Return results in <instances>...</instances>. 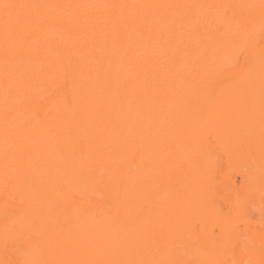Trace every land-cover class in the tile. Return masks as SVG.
Listing matches in <instances>:
<instances>
[{
    "label": "bare ground",
    "instance_id": "bare-ground-1",
    "mask_svg": "<svg viewBox=\"0 0 264 264\" xmlns=\"http://www.w3.org/2000/svg\"><path fill=\"white\" fill-rule=\"evenodd\" d=\"M4 3L0 264H264L261 0Z\"/></svg>",
    "mask_w": 264,
    "mask_h": 264
},
{
    "label": "snow or ice",
    "instance_id": "snow-or-ice-1",
    "mask_svg": "<svg viewBox=\"0 0 264 264\" xmlns=\"http://www.w3.org/2000/svg\"><path fill=\"white\" fill-rule=\"evenodd\" d=\"M0 7L4 10V31H5V42L7 44L10 31H11V22H12V15L10 13L11 9H15L18 7H21L20 5H14V4H8L4 3L3 5H0ZM34 7H49V6H34ZM59 7V6H55ZM261 9L262 14H264V0H261ZM56 18H44L42 20V23H56ZM262 23H264V19H262ZM7 187V182H6ZM15 209H16V201L11 198H6L4 203V211H5V220L10 221L14 219L15 216ZM220 231L219 229L217 230ZM25 253L27 250H21ZM242 253H247L248 249L247 247H243L240 249ZM17 264H45V262L41 261H34L29 259H24L21 261H18ZM62 264H143V262H137V261H126V262H119V261H94V262H77V261H65L62 262ZM152 264H158V262H152ZM176 264H187V262L178 261ZM192 264H214L212 261H193ZM233 264H254V261L247 259V260H234Z\"/></svg>",
    "mask_w": 264,
    "mask_h": 264
}]
</instances>
